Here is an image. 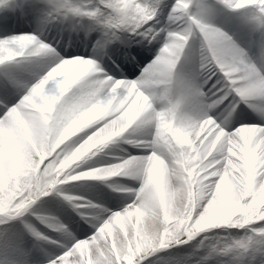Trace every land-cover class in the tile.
Returning a JSON list of instances; mask_svg holds the SVG:
<instances>
[{
	"label": "snow or ice",
	"instance_id": "snow-or-ice-1",
	"mask_svg": "<svg viewBox=\"0 0 264 264\" xmlns=\"http://www.w3.org/2000/svg\"><path fill=\"white\" fill-rule=\"evenodd\" d=\"M218 2L249 10L247 22L261 34L259 41L241 47L210 22L214 12L206 0L195 2L196 14L191 12L194 0H176L169 19L177 27L168 31L159 54L135 81L117 80L103 70L98 74L100 66L87 55L71 52L66 53L71 58L64 59L35 35L0 39V66L41 55L53 57L55 63L30 87L11 76L0 85V218L23 216L69 179L107 180L127 172L142 181L132 204L52 264H144L161 250L222 226H250L264 237V122L226 133L209 118L212 109L224 106L225 120L233 113L238 121L247 120L243 110L236 112L244 103L264 121V107L253 103L264 101V0ZM48 3L53 19L99 18L111 30L124 28L153 40L160 36L152 25L155 12L141 0H99L95 10L69 0ZM15 8L13 0H0V10L11 13ZM194 40L201 41V73L219 75L211 97L202 86H184L175 77L178 62ZM94 51L103 57L102 50ZM135 60L128 54L124 64L134 65ZM57 76L66 78L58 82ZM146 126L154 128V137L137 146L150 148L148 156L73 174L80 162L115 138ZM65 199L76 206L73 198ZM37 219L53 231L65 230L47 223V218Z\"/></svg>",
	"mask_w": 264,
	"mask_h": 264
},
{
	"label": "rangeland",
	"instance_id": "rangeland-1",
	"mask_svg": "<svg viewBox=\"0 0 264 264\" xmlns=\"http://www.w3.org/2000/svg\"><path fill=\"white\" fill-rule=\"evenodd\" d=\"M42 1L43 0H13L16 5L14 11L15 15H10V19L7 23H0V39L11 35V28L6 25L14 24L15 21H22L31 16L33 17L32 20L36 21L40 12H43L45 16V20L42 19L43 21L48 19L49 22L54 23L56 26L58 19L50 17V12L52 10L51 5L48 3V0ZM69 2L85 10H95L99 7L96 0H69ZM175 2L176 0H155V3H157L156 9L163 13L165 17L171 12ZM195 2H198V0H194L193 7L191 8L193 14L197 13ZM43 3L48 5L47 14L42 8ZM206 3L213 9L214 14L212 17H214V23L217 24L218 28L231 31L236 27L237 31L244 34V41L248 44L244 42L245 48L250 47L254 41H259L261 34L259 32H254L253 26L247 22L251 15L249 10L229 9L220 4L218 0H206ZM17 11L18 13H16ZM100 11L103 12V9L101 8ZM0 13V17L3 16L2 18H8L2 10H0ZM67 17H74V19H77L79 16L68 15ZM93 21V25H97V22L101 23L100 26H97V30L101 33L102 40L105 42V49L112 39L110 36L113 34V31L120 33L121 30L124 29H108L104 26L105 20L103 19L93 18ZM152 25L156 32L162 29V27L168 31V27H166V24L161 20H153ZM27 32L28 31L24 29L23 31L18 30V32L12 34H23ZM125 32H127V35L132 39L138 36L139 38L141 37L140 39L144 40L152 39L150 36L137 35L127 29H125ZM75 33V37L77 38H84L86 36L85 30L81 26L72 29V34ZM163 43L164 41L157 40L154 41L151 48L145 51L139 50V52L134 51L130 53L132 56L136 57L135 64L125 65L124 60L122 64L118 63L119 66L116 67V72L119 74L114 75L113 72H108L116 79L125 81L137 80L141 74L140 71L149 61H152L151 59H153V57L158 55L159 52H157V50H160L158 49L159 46L163 47ZM155 45L157 47L154 49L156 52L153 51ZM200 49L201 41H192L190 48L186 50V54L178 62L175 70V77L181 84L185 85L184 79L188 75H192L195 64L201 61ZM75 51L76 50H72L71 52ZM255 51L256 50L253 49V53H255ZM66 53L63 54L64 57L68 59L71 58L67 56ZM151 53L152 55L148 56ZM3 68L4 67L0 68V85L11 76L28 83L29 87L43 78V76L46 75V71L49 69L47 68L46 62L42 60L26 61L23 64L13 67L5 66V68L9 69L8 71ZM218 79V74L213 75V77L205 81L204 84L201 85L196 83V85L202 86V91L207 95L210 93L213 94L216 91L213 85L217 84ZM217 87H219L218 84ZM23 94L24 93L21 92L20 95L16 96V102L22 98ZM253 103L258 108L264 107V102L259 103L255 101ZM228 104L229 101H225V105ZM11 106V104L8 105V107ZM249 109H251V111ZM212 110L213 114H215V110L218 117H220L219 125L223 127L226 133L229 128L235 131L241 126H258L264 122L261 120V116L258 112L244 103H240L239 107L236 109V112L243 110L247 113L248 119L244 121H238L236 113H233L232 116L225 120L224 106ZM113 143L114 146L112 148L100 149L97 151V154L95 153L80 162L79 167L74 170L73 174H82L83 172L93 170L94 168L112 162L111 157H113V155L111 153L118 145V142L113 140ZM121 145V148H126L124 142H121ZM122 174L114 178L121 182L129 178L132 179V183L136 181L139 182V179L133 178V174L131 173L125 172ZM99 181L102 182V185ZM65 197L73 198L76 206L74 207L73 202L65 199ZM130 200L131 195L129 193H123V191L121 192V190L116 187L105 184L104 180L95 181L93 179H85L76 181L69 179L68 183L57 185L47 196H42L37 200L23 216L16 218H0V264H49L62 256L75 242L83 241L86 239V236L88 238L91 235L92 226L90 225V220L92 218L101 215V212L104 210H107L109 213V211L115 212L121 210L125 207L124 205L128 207L129 205L127 204ZM121 202H123V204H121ZM101 207L102 210H100ZM37 216L47 218V223L64 226L65 230L53 231L49 227H46L45 223H41L40 220L37 219ZM259 227V224L255 226L256 229ZM34 232L41 234L47 239L39 238ZM238 244H246L247 247H236ZM195 258H198V260H195ZM208 258H217L220 263L223 264H253L255 260L252 259H264V237L259 236L255 229L250 226H245L244 229L222 226L212 230H206L187 243H180L161 250L149 256L144 261V264H190L192 260H194L195 263L200 261L204 263L202 260Z\"/></svg>",
	"mask_w": 264,
	"mask_h": 264
},
{
	"label": "bare ground",
	"instance_id": "bare-ground-1",
	"mask_svg": "<svg viewBox=\"0 0 264 264\" xmlns=\"http://www.w3.org/2000/svg\"><path fill=\"white\" fill-rule=\"evenodd\" d=\"M96 1L99 5V0H96ZM141 2L145 6L149 7L150 9H152L155 12V19H157L159 21L160 20L163 21L164 24H166V27H168V31H171L177 27V24H175L173 21H171L169 19V14L171 12H169V14L164 17V14L156 9L157 3H155V0H141ZM47 6L48 5L46 3H43L42 8L46 11V14L48 11ZM4 13H5V16H7L8 18H2L3 16L0 17L1 18L0 23H4V22L7 23L8 20L10 19V15H12V14L15 15V12H11V13L4 12ZM16 13H18V11ZM0 15H1V13H0ZM44 17L45 16H44L43 12H40L36 21H33L32 20L33 17L31 16V17L24 19L22 21H15L14 24L6 25V26H9V28H11L10 29V31H12V32H10L11 35H9L6 38H1V39H7V38H11L13 36L22 35V34H12V33L18 32V30L23 31L25 29L28 32L23 33V34H31V35L37 36V38L40 39L43 43L49 44L52 47H54L56 49V51L60 54V56L63 57L64 59H68V58L64 57L63 54H65L66 52H71L72 50L73 51L76 50L75 53H77V55H80V56L87 55L88 57L93 58L94 62L100 66L99 68H97L98 74L100 73L101 70L108 72L109 71L108 66H111V68L116 70L117 69L116 67L119 66L118 63L122 64L124 57L126 55H128L134 51H136V52H139V50L145 51L148 48H151L153 46L154 41H157V40L158 41H164V39L166 38L167 33H168V31H166L165 28L162 27V29L164 31L161 32L162 29H160L158 31V32H160V36L157 37V40L156 39L155 40H153V39L144 40V39H140L141 37L139 38V36L136 37L135 39H132L130 36L127 35V32H125V29L121 30L120 33H117V31H115V36H113V34L110 36L112 39L109 41V45L105 49L104 48L105 42H103L101 33L97 30V28H98L97 26H100L101 23L97 22V25H93L94 24L93 18H89V17H85V16H79L77 19H74V17L60 18V19H58V23H56L57 25L55 26V24L52 22H49L48 19H46V21H43V20H45ZM213 18L214 17L210 18V22L217 27V24L214 23ZM18 20H20V19H18ZM78 26L79 27L81 26L84 28V30L86 32V36L84 38H80V37L77 38V37H75L76 33L72 34V29H74V27H78ZM221 29L223 31L227 32L237 44H239L241 47H244V42H246V41H244L245 36L242 32L237 31L236 27H234L231 31L226 30L224 28H221ZM254 32H256V31H254ZM246 44H247V42H246ZM156 48L157 47L155 45V47H153V51H155L154 49H156ZM161 48H162V46L161 47L159 46L158 49H161ZM96 49L102 50V52H103L102 58L96 56L95 51H94ZM159 51L157 50V52H159ZM151 55H152V53L149 54L148 56H151ZM155 58H156V56L153 57V59H151L152 61H149V63L140 71L141 74L144 71V69L154 61ZM253 58H255V57L253 56ZM31 60H35V61H39V60L41 61L42 60V61L46 62L47 68H49L48 71H50L51 68L55 66L53 57H51L49 55H41L38 57H29L27 59H23V60H21V62H19L17 64H12V65L5 64L3 66H0V68L4 67L3 69H6L8 71L9 69L5 68V66L13 67L15 65H20L26 61H31ZM200 63H201V61L197 62L195 64V68L193 70L192 75H188L184 79V81H185L184 86H188V85H191L193 83H195V84L199 83L202 85L205 83V81H208L210 79L209 77H213V75H211L210 73H201ZM48 71H46V74ZM109 72L111 73V71H109ZM109 72H108V75L112 76ZM141 74H140V76H141ZM193 75H194V77H193ZM112 77L115 78L114 76H112ZM65 78H66L65 76L55 77V79L58 82L63 81ZM117 80H122V79H117ZM123 81H125V80H123ZM208 96L211 97L212 93H210ZM257 102L262 103L264 101L258 100ZM154 108L156 110H160L159 105H154ZM249 110L251 111V109H249ZM111 111L112 110L109 109L108 113H106L105 116L110 114ZM211 111L209 112V118H212V116H213L214 121L217 124H219L220 117H218L215 110H214L215 114H213V110H211ZM152 137H154V128L152 126H146L145 128H142V129L130 130L129 132L123 134L121 137H118L120 139L115 138L114 140H116L118 142V145L115 147V149L111 153L113 155V157H111L112 162L104 164V166H101V167H109V166L115 165L117 163H122L124 160L130 159V158L142 159V158L148 156L151 149L148 147H145V146H137V145L139 144V142L141 140L151 139ZM121 142H124L126 148H121V146H122ZM113 146H114V143H113V141H111L107 145H105L103 148L109 149V148H112ZM96 154H97V152H96ZM77 175H79V174H77ZM122 175H125V174H122ZM93 180H95V179H93ZM95 181H98V180H95ZM100 183L102 185V182H100ZM104 183L107 185H110L112 187H116L117 189L121 190V192L123 191V193H129L131 195V200L127 205H130L134 202V200L136 198L135 194L138 193L137 191H139V188L142 186L141 179H139V182L136 181V182L132 183L131 178H129L128 180L124 179L121 182L114 177H109L107 180H104ZM121 204H123V202H121ZM124 206H125L124 208H122L121 210H117L115 212L109 211V213H108L107 210H104L103 212H101L102 213L101 215H98L96 218L95 217L92 218L90 220V225L92 226L91 235L88 238L86 236V239H89L92 235H94L95 232L98 230L99 226L103 222H105L107 219H109L113 214L123 212L127 208L126 205H124ZM100 210H102V207L100 208ZM133 220H134V218H133ZM141 223L142 224L144 223L143 219L141 220ZM208 230H210V229H208ZM86 239H84V240H86ZM109 239L111 240L112 237H109ZM195 260H198V258H195ZM252 260H255L253 264H264L263 258L252 259ZM202 261L204 263H202L201 261L198 263H195V261L192 260V263H190V264H210V263L211 264H223V263H220V261L217 258H208V259H205ZM187 263H189V262H187ZM49 264H52V262H50Z\"/></svg>",
	"mask_w": 264,
	"mask_h": 264
}]
</instances>
